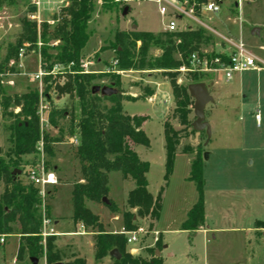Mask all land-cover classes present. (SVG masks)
<instances>
[{"label": "rangeland", "instance_id": "rangeland-1", "mask_svg": "<svg viewBox=\"0 0 264 264\" xmlns=\"http://www.w3.org/2000/svg\"><path fill=\"white\" fill-rule=\"evenodd\" d=\"M63 8L46 6L38 11L33 0H14L0 6V63L8 43L15 42L20 36L21 19L24 16L30 22H36L37 26L44 21L54 25ZM32 15L37 19L31 18ZM200 18L215 31H206L213 41L201 49L203 53L227 50L229 46L224 38L241 39L264 61V0H243L240 10L232 9L225 0L222 1L218 14L206 13ZM164 24L165 19L160 16L157 4L149 0L120 3L112 11L103 10L97 2L87 27L89 39L82 51V68L85 72L93 69L114 72L110 69L115 56L111 47L115 32L130 31L136 26L134 30L156 34ZM253 28L259 29L258 36L251 34ZM37 41L40 48V40ZM28 48L29 42H25L22 57L18 56L17 64L12 67L11 61L0 72V99L2 95L20 96L37 88V83L30 76L40 68L39 56ZM160 53V50L150 51L151 56H158ZM98 59L103 66H95ZM66 70L69 67H57L52 74ZM190 74L184 65L170 73L127 71L120 74L124 94L140 96L145 88L154 91V95L147 99L124 101L122 106L128 115L147 118L142 130L149 140V147L136 146L135 151L141 160L149 163L146 174L148 191L154 197L161 191L159 219L151 229L148 228V219L141 220L140 227L132 231L136 241L127 243L126 249L131 254L138 255L146 246L153 247L161 235L162 248L157 249L159 253L157 255L156 250L155 255L161 258L163 264H264V229L254 228L257 222H264V71L236 73L229 81L225 80L221 72L197 73L201 77L196 79L206 85L212 97V101L204 108V120L210 126V136L207 138L205 130L196 135L195 131L191 132L189 129V135L181 140V147L190 146L193 154L177 155L172 173L165 181L163 124L170 121L175 129L182 128L176 121L170 120L174 110L170 81L174 79L177 85L186 84L191 80ZM94 84L109 85V80L107 79L106 84L95 80ZM55 95L51 93L48 111L72 105L68 96L59 98ZM193 104L192 99L188 115L191 127L196 119ZM18 111V107H8L4 112L0 106L1 153L8 147L9 127L13 122L10 114ZM257 112L261 119L259 125L255 121ZM65 124L67 125V120ZM43 132L58 137L55 129L44 124ZM75 139L78 140L76 134L70 136L65 130L61 141L53 145L54 158L51 159L50 169L55 172L58 183L46 190L51 191L46 200L50 205L49 218L52 222L60 223L57 227L52 223L56 232H76V235H60L56 238L64 253H77L76 258H83L86 264H113L110 256L99 262L95 260L90 238L79 236L80 227L71 220L72 184L79 178L78 164L73 153L77 146ZM196 154H199L203 164L205 216L203 226L196 232H191L182 230L181 225L198 199L194 183L188 180L190 164ZM36 158L32 154L23 157V161L28 163ZM28 168L27 164L23 166L22 180H26ZM108 179V199L118 206L121 213L131 183L123 180L120 172L110 173ZM1 191L2 186L0 193ZM87 206L98 216L106 232H122L120 214L111 213L103 204L88 203ZM84 229L87 234L94 235V229ZM139 229L142 231H138ZM130 235L126 233L127 237ZM3 237L4 244H0V264H32V257L26 253L21 259L17 258V235ZM37 264H46L45 258L39 259Z\"/></svg>", "mask_w": 264, "mask_h": 264}, {"label": "trees", "instance_id": "trees-1", "mask_svg": "<svg viewBox=\"0 0 264 264\" xmlns=\"http://www.w3.org/2000/svg\"><path fill=\"white\" fill-rule=\"evenodd\" d=\"M13 1L0 0V6ZM97 2L105 11L115 10L120 5L115 0H68V6L61 10L54 25L44 21L37 26L36 22H30L24 16L21 19L22 32L15 42L8 43L0 63V72L11 61L12 67L17 64L19 50L24 48L25 42H29L28 49H33L38 54L40 67L47 73L43 79V97L48 103L51 93H55L59 98L66 95L71 99L70 107L49 109L46 115V125L55 129L58 137L42 131L45 169L51 170L50 162L54 158L53 145L61 141L64 131L66 130L70 136L76 134L78 144L73 153L78 164L79 178L72 184L71 220L74 224L95 230L93 235L95 260L101 261L115 249L120 254V259L112 258L113 264H163L161 258L155 255V251L162 248L161 235L153 247L146 246L138 255H133L126 249V232L139 228L140 221L144 219H148V228L151 229L159 219L161 191L155 197L148 191L146 174L149 171V163L141 160L135 151L136 146L149 147V140L142 130L147 118L126 114L122 103L147 99L154 95V91L145 88L140 96L132 97L124 94L120 74L105 70L85 72L82 68V51L89 39L87 27ZM123 8L124 6L121 9ZM38 39L41 43L40 48L37 46ZM212 41V37L202 28L156 34L131 29L126 32H115L111 47L115 52L113 60L117 61L116 71L170 73L182 65L188 67L193 54L206 56L208 59L218 56L215 52L203 54L201 51ZM54 43L56 45H53ZM151 50H160L161 53L158 56H151ZM56 67H69V70L53 75L52 70ZM190 73L191 80L186 84L177 85L174 79L170 81L174 104L170 120L176 121L182 128L175 129L170 121L163 124L165 181L172 173L177 155L193 154L190 146L181 147V140L189 135L188 130L194 131L188 121L192 98L187 86L201 82L196 79L200 78V75L195 72ZM102 79H108L109 85H112L117 93L110 96L92 93L94 81ZM0 106L3 107L4 112L8 107L19 108L17 113L10 114L13 122L9 127L8 147L3 153L0 151V186H2L0 237L17 235L18 259L26 253L38 260L44 257L46 264L61 262L60 256L53 252L55 236L47 238L45 248L41 244L39 233L42 201L38 194L39 188L27 178L21 179L24 175L23 166L27 164L31 167L36 162V160L24 162L23 157L32 154L37 157L36 148L41 137L38 91L35 89L14 97L2 95ZM202 165L199 154H196L190 164L188 180L194 183L198 199L181 225L184 231L196 232L204 224ZM13 170H20L21 174L12 176ZM112 172H120L123 180L131 183L121 213L118 206L108 199V178ZM50 195L51 191H46V200ZM103 198H107L110 202L105 206L111 213L121 215V233L106 232L98 216L88 208V203L103 204ZM46 200L44 212L49 218L50 205ZM254 228L264 229V222H257ZM259 234L263 236L262 233ZM64 264H86V262L83 258H74Z\"/></svg>", "mask_w": 264, "mask_h": 264}, {"label": "built area", "instance_id": "built-area-1", "mask_svg": "<svg viewBox=\"0 0 264 264\" xmlns=\"http://www.w3.org/2000/svg\"><path fill=\"white\" fill-rule=\"evenodd\" d=\"M132 0H115L118 3H129ZM157 4L158 12L162 18L165 19L163 32L176 33L183 30H189L193 28H202L206 31L215 32L211 27L207 26L201 21L200 16L209 14H218L220 12V5L225 0H149ZM229 2L232 9L240 10V5L243 0H226ZM33 4L39 11L44 7H66L68 6V0H33ZM31 18H36L32 15ZM224 41L228 44L229 48L220 52H216L218 56L208 59L206 56L200 57L197 54H193L190 57L189 66L186 67L188 71L205 74L208 72H221L224 75L226 81L232 79V76L236 73L248 72V71H264V61L253 53L241 39ZM262 49V48H261ZM23 49L19 50L18 56L22 57ZM205 54V53H203ZM117 64L116 60L111 63V71L118 74L122 72L113 70ZM85 67V66H84ZM113 67V68H112ZM57 68V67H56ZM54 68V69H56ZM53 71V70H52ZM47 73L41 67L39 70L31 75V79L37 83V91L39 95L38 115L40 119L41 137L37 144V158L33 166L29 167L26 172L27 180L39 188V197L42 201V221L41 230L39 236L41 238V244L45 248L46 240L48 237L58 235L52 226V221L45 216L44 203L46 200V190L49 187L57 185L58 181L55 173L52 170L45 169V159L43 152V124L46 125V115L48 111V102L43 97L42 92L44 88L43 78ZM10 84H12L10 82ZM259 112L255 115V121L260 124ZM78 144V140H74ZM138 231H142L139 229ZM131 234L127 237V243L136 241L134 232H126ZM4 237H0V244L4 243ZM157 240V239H156Z\"/></svg>", "mask_w": 264, "mask_h": 264}, {"label": "water", "instance_id": "water-1", "mask_svg": "<svg viewBox=\"0 0 264 264\" xmlns=\"http://www.w3.org/2000/svg\"><path fill=\"white\" fill-rule=\"evenodd\" d=\"M127 8H125V11ZM136 26H133L132 29L134 30ZM252 35H259V29L253 28L251 31ZM188 93L190 97L194 100L193 104V114L195 116V121L192 123V128L196 132V135H199L202 130H205V133L207 135V138L210 136V126L209 124L204 120V108L206 104L212 101V97L209 95L208 89L206 85L202 82L199 83H193L189 84L187 86ZM92 93H99L101 96H110L112 94H116L117 90L112 85H94L91 88ZM204 158H206V154H204ZM16 174H21L20 170H13L11 175L15 176ZM102 203L106 206L110 204L107 198L102 199ZM163 248H166V246H163ZM159 251H156V254L158 255ZM109 256L111 258H114L115 260L120 259V254L117 250H112L109 253ZM32 264H37L38 259L37 258H31ZM54 264H64L63 262H57Z\"/></svg>", "mask_w": 264, "mask_h": 264}, {"label": "crops", "instance_id": "crops-1", "mask_svg": "<svg viewBox=\"0 0 264 264\" xmlns=\"http://www.w3.org/2000/svg\"><path fill=\"white\" fill-rule=\"evenodd\" d=\"M163 29H164V26H163V28H162V30H160V31H163ZM159 31V32H160ZM221 51H223V50H221ZM92 63V62H91ZM95 66L97 67V66H103L102 64H101V60H97L96 61V63H95ZM103 69H93L92 71L93 72H99V71H102ZM104 71V70H103ZM106 82H107V79H102L101 80V84H106ZM127 95H130V96H132V97H137L136 96V94H131V93H126ZM137 101V100H136ZM123 107V106H122ZM131 116H133V115H131ZM55 173V172H54ZM128 190V189H127ZM50 215H51V213H50ZM52 217V216H51ZM50 219V218H49ZM51 220V219H50ZM51 221H53V220H51ZM53 224H54V226L55 227H57L60 223L58 222V221H54V222H52ZM74 225H78L79 227H80V232H78V235L79 236H81V237H87V238H90V246L93 248V235H89V234H87L86 233V231H85V229H84V227L82 226V225H80V224H74ZM55 227H54V229H55ZM56 232V231H55ZM58 235H56L55 236V238H54V241H53V252L56 254V255H59L60 256V258H61V260L62 261H64V262H67V261H69L70 259H74V258H76L77 256H76V254H71V252H67V253H64V251L59 247V245H58V243H57V240H56V238L57 237H59L60 235H76V232H66V231H61V232H56ZM4 244V243H3ZM62 250V252H63V254H62V252H61V250ZM69 254V255H68ZM105 258H107V257H105ZM105 258H103V259H105ZM102 259V260H103ZM61 261V262H62ZM63 262V263H64Z\"/></svg>", "mask_w": 264, "mask_h": 264}]
</instances>
